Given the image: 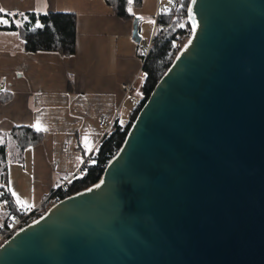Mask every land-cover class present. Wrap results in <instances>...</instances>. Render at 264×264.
I'll list each match as a JSON object with an SVG mask.
<instances>
[{"label": "water", "instance_id": "95a60500", "mask_svg": "<svg viewBox=\"0 0 264 264\" xmlns=\"http://www.w3.org/2000/svg\"><path fill=\"white\" fill-rule=\"evenodd\" d=\"M186 16L99 179L4 241L0 264H264V0H189Z\"/></svg>", "mask_w": 264, "mask_h": 264}, {"label": "crops", "instance_id": "0c3cea01", "mask_svg": "<svg viewBox=\"0 0 264 264\" xmlns=\"http://www.w3.org/2000/svg\"><path fill=\"white\" fill-rule=\"evenodd\" d=\"M171 1L132 0L130 19L124 20L104 0H0V145L7 147L0 192L9 196L8 202L0 200V231L11 212L41 207L78 174L87 156L92 159L106 134L100 123H128L138 103L125 109L129 116H119L128 98L121 85L135 79L141 84V42L154 36L158 14ZM26 13L74 15V54L25 52L20 30L3 26L6 16ZM37 122L39 131L33 127ZM25 128L40 138L20 150L19 143L29 141Z\"/></svg>", "mask_w": 264, "mask_h": 264}, {"label": "trees", "instance_id": "16d2710c", "mask_svg": "<svg viewBox=\"0 0 264 264\" xmlns=\"http://www.w3.org/2000/svg\"><path fill=\"white\" fill-rule=\"evenodd\" d=\"M121 19H130L128 9L131 5L128 0H104ZM139 3L140 0H134ZM189 0H172L168 9H161L157 17L158 28L154 33L150 51L142 65V82L138 86L140 100L131 114L127 124H119L114 121L97 146L90 165L76 174L62 187L54 190L49 198L39 208L44 213L53 202L62 200L70 195L86 189L94 184L101 176L107 162L115 155L123 143L131 123L138 111L148 98L154 86L172 63L180 47L176 44L183 38H189L191 30L187 22V6ZM3 29L9 32L20 30L23 36V49L28 53H57L61 57H69L74 54L76 40V17L64 13H26L6 16ZM41 25L36 28V24ZM2 27V26H1ZM142 59V55L140 56ZM29 139L26 143H19L20 150L38 142L40 134L30 128L23 129ZM7 147L0 145V180L6 173ZM2 190V189H1ZM0 200L8 202L9 196L0 192ZM53 201V202H52ZM18 212H11L10 216ZM5 222V226H6Z\"/></svg>", "mask_w": 264, "mask_h": 264}, {"label": "built area", "instance_id": "2783aa9c", "mask_svg": "<svg viewBox=\"0 0 264 264\" xmlns=\"http://www.w3.org/2000/svg\"><path fill=\"white\" fill-rule=\"evenodd\" d=\"M2 26V23H0V27ZM158 28V27H156ZM153 37H150L146 41L141 42V49H142V65L144 64L145 60L147 59V56L150 51V46L152 43ZM4 87V83H0V90H2ZM138 83L137 80H133L131 83L128 84H122L121 90L123 93V98H127L129 96H133L135 94H138ZM100 126H103L106 130V132L111 128L110 125H105L103 123H100ZM91 156H87L82 164L80 165L78 169V173H80L83 169H85L88 165L91 163ZM3 207V205H0ZM40 207H36L30 210L25 211H19L18 213L10 216V218L6 222V226L3 230L0 231V245L7 240L10 236L17 233L27 225L31 224L32 222L36 221L43 213H40L39 211Z\"/></svg>", "mask_w": 264, "mask_h": 264}, {"label": "rangeland", "instance_id": "374dc122", "mask_svg": "<svg viewBox=\"0 0 264 264\" xmlns=\"http://www.w3.org/2000/svg\"><path fill=\"white\" fill-rule=\"evenodd\" d=\"M187 41V38H183L182 39V41L181 42H179L178 44H176V47H182L183 46V44L185 43ZM141 82H142V78H141ZM140 82V83H141ZM139 83V84H140ZM139 95L138 94H135V95H133L132 97L131 96H129L128 98H127V100H126V102L124 103V106H123V108L121 109V111H120V117L121 118H126L127 116H129V115H126V110L125 109H128V107L129 108H134L135 106H136V104L139 102V100H140V97H138ZM133 110V109H132ZM131 110V111H132ZM125 111V113H123ZM131 111H130V113H131ZM130 113H128V114H130ZM53 204H54V202H53ZM52 204V205H53Z\"/></svg>", "mask_w": 264, "mask_h": 264}, {"label": "snow or ice", "instance_id": "6c2138e0", "mask_svg": "<svg viewBox=\"0 0 264 264\" xmlns=\"http://www.w3.org/2000/svg\"><path fill=\"white\" fill-rule=\"evenodd\" d=\"M193 2H195V0H193ZM131 3H132V0H128V4L131 5ZM3 11H4L3 9H0V12H3ZM189 16L191 18V8H189ZM137 19H140V18L137 17ZM3 22H4L3 20H0V23H3ZM35 26H36V28H40L41 27V25L39 23H37ZM33 127L36 128L37 131L40 130V128L38 126V122H37V124H34ZM8 191H11V181H9ZM12 195L13 196H16V193L15 192H12ZM16 202H17V204L24 205V202L22 200L17 199Z\"/></svg>", "mask_w": 264, "mask_h": 264}, {"label": "bare ground", "instance_id": "6f19581e", "mask_svg": "<svg viewBox=\"0 0 264 264\" xmlns=\"http://www.w3.org/2000/svg\"><path fill=\"white\" fill-rule=\"evenodd\" d=\"M58 202V201H57ZM56 203V202H55ZM6 241V240H5Z\"/></svg>", "mask_w": 264, "mask_h": 264}]
</instances>
